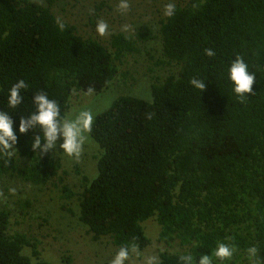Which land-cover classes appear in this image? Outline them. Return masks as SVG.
<instances>
[{
  "label": "trees",
  "instance_id": "trees-1",
  "mask_svg": "<svg viewBox=\"0 0 264 264\" xmlns=\"http://www.w3.org/2000/svg\"><path fill=\"white\" fill-rule=\"evenodd\" d=\"M52 3L0 0V109L7 110L6 89L17 79L29 84L25 103L10 111L17 124L33 92L49 93L64 115L75 92L104 90L123 57L153 37L149 28L113 33L107 47L67 21L60 31ZM175 4L177 15L160 22L164 59L157 64L176 70L151 83L150 100L118 95L95 115L89 135L101 154L96 176L82 177L79 221L117 252L130 242L144 249L150 239L141 223L155 217L157 240L179 247L159 253L163 264H178L187 252L208 253L218 241L235 245L230 264L248 262L253 245L264 264V0ZM238 55L256 78L243 101L227 80ZM194 77L204 81L203 90L189 84ZM34 135L18 133L20 163L8 168L0 160V176L44 185L58 175L53 152L32 151ZM62 190L72 196L65 184ZM8 225L9 212L0 209V264H53L23 254L29 246L38 255L37 242Z\"/></svg>",
  "mask_w": 264,
  "mask_h": 264
},
{
  "label": "rangeland",
  "instance_id": "rangeland-1",
  "mask_svg": "<svg viewBox=\"0 0 264 264\" xmlns=\"http://www.w3.org/2000/svg\"><path fill=\"white\" fill-rule=\"evenodd\" d=\"M47 3L48 0H34ZM187 0H172L183 4ZM168 0H130L131 8L126 16L117 12L119 0H53L50 6L60 20L75 26L85 36L99 39L108 47L113 33L134 34L149 28L153 37L138 41V51L127 54L118 64V73L101 92H75L65 114L74 106L87 105L96 114L106 109L118 95H133L150 100V85L176 70L173 65L157 64L162 56L160 22L163 6ZM105 20L110 25L106 36L96 34V23ZM127 28V30H125ZM53 154L61 162L58 175L44 185H34L15 176H0V209L9 212L10 232H23L37 242L38 255L29 246L22 253L32 261L38 257L53 264H110L116 251L106 238L94 240L87 227L79 221L77 194L82 190L83 176L89 180L96 176V162L101 150L88 134L80 158ZM61 179V180H60ZM65 184L72 196L66 197L62 190ZM16 188L12 195L8 189ZM69 209V210H68ZM150 243L141 250L144 256L158 254L165 250L174 251L177 245H166L157 240L160 226L155 217L141 223ZM130 264H141L133 258ZM245 264H248L246 262Z\"/></svg>",
  "mask_w": 264,
  "mask_h": 264
},
{
  "label": "clouds",
  "instance_id": "clouds-1",
  "mask_svg": "<svg viewBox=\"0 0 264 264\" xmlns=\"http://www.w3.org/2000/svg\"><path fill=\"white\" fill-rule=\"evenodd\" d=\"M130 8V0H119L117 12L121 16H126ZM177 13V5L172 0H168L163 6V17L171 19ZM56 23L60 31L65 29V23L59 18ZM95 30L97 35L103 37L109 34L110 25L105 20H99ZM207 55L212 56L214 53L208 50ZM227 80L232 93L241 101L244 100L245 94L252 92L256 82L255 74L250 71V65L239 55L228 64ZM189 84L199 91L205 88L204 81L195 77L189 80ZM28 89L29 84L25 79H17L6 89L7 110L0 109V160L8 168L12 161L19 164L18 133L26 134L30 130L35 133L32 137L34 153H51L59 148L57 155H66L78 160L88 141V134L92 131L95 113L87 105H81L74 106L69 112L61 115V104L49 93L39 90L33 92L30 99L31 108L26 115L21 116L17 124L10 111L25 103L24 94ZM91 94L92 89H89L88 95ZM8 191L12 195L16 194L14 187L9 188ZM235 252L234 244L218 241L215 248L208 253L194 256L191 252H187L181 255L178 264H230ZM257 252V247L254 245L246 248L248 264H261ZM133 258L140 260L141 264H163L158 254L144 256L135 242L121 245L110 264H130Z\"/></svg>",
  "mask_w": 264,
  "mask_h": 264
}]
</instances>
